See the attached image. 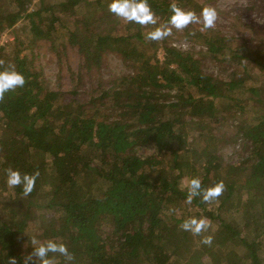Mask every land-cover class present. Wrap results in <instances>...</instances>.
<instances>
[{
    "label": "trees",
    "instance_id": "trees-1",
    "mask_svg": "<svg viewBox=\"0 0 264 264\" xmlns=\"http://www.w3.org/2000/svg\"><path fill=\"white\" fill-rule=\"evenodd\" d=\"M107 2L0 0V37L11 36L0 41V70L11 66L25 78L0 98V264L9 256L23 264L32 251V221L37 231L28 239L61 240L72 264H213L200 235L178 227L188 211L186 176L202 187L223 182L210 209L199 197L191 202L207 218L219 217L227 203L242 204L240 229L226 214L203 236L227 248L218 264H264V110L243 118L245 100L258 101L243 86L264 75V50L200 25L145 39L166 24L169 4L199 13V0H147L155 25L126 22ZM176 37L201 48L180 49L171 43ZM43 41L56 54L70 46L79 57L70 88L51 90L36 68L34 48ZM110 54L131 72L105 84L100 74ZM205 58L216 73L204 70ZM84 79L89 86L80 85ZM227 116L238 123L234 137L243 148L233 163L218 154L220 138L212 133ZM189 121L196 126L192 139ZM8 167L39 171L28 196L6 185Z\"/></svg>",
    "mask_w": 264,
    "mask_h": 264
},
{
    "label": "rangeland",
    "instance_id": "rangeland-1",
    "mask_svg": "<svg viewBox=\"0 0 264 264\" xmlns=\"http://www.w3.org/2000/svg\"><path fill=\"white\" fill-rule=\"evenodd\" d=\"M56 0H46V4L50 5L53 4ZM200 2H203L205 7H213L217 11V20L215 22L214 27L218 28L223 34L225 35H232L235 36V38L238 39V41L242 39L245 43L249 45V49H261L264 50V0H199ZM256 5V6H254ZM10 34L2 33L0 37L1 42H5L7 39H10ZM171 43L173 45L177 46L180 49H194L198 50L200 45L195 44L193 42H189L186 39L182 37H176L171 40ZM184 45H187V47H184ZM35 53V64L36 68L41 72L43 79L45 80V83L47 86L53 90V89H61L65 90L66 88H70L72 86V78H71V71H76V68L79 64V57L75 53V51L70 48V46H67L64 53H58L56 54L54 51L50 50L48 47V42L43 41L40 42V45L37 48H34ZM156 55L158 58L162 59L163 52L160 49L156 52ZM203 68L205 71H209L211 73H216V66L215 63L209 58H205L203 60ZM106 65L102 69L101 76L103 79H101L105 84H107V81H113L116 75L118 74H124V73H130V68L125 67V65L116 57L115 55H109L106 60ZM255 73H260L257 68L253 70ZM226 74V73H225ZM260 76V75H259ZM111 77V78H110ZM227 78L225 75L222 74L221 76ZM254 79V78H252ZM84 79L80 83L82 86L88 85L89 83ZM107 82V83H106ZM255 85V88L251 90L249 86ZM245 95H251L253 97H257L258 101H255L251 98H247L245 100V103L247 104L246 108H250L247 110L243 118L248 117L250 114H252V111L254 110L255 113L259 112L261 110H264V75H261L256 79V81H249L248 84H245L243 86ZM88 89V88H87ZM256 102V103H255ZM254 105V106H252ZM252 106V107H251ZM239 115V114H238ZM230 116H227L225 120V123L220 128H215L212 133L214 135H217V138H220V141L217 143V152L218 154L222 156L223 160L229 163H233L236 160L238 161L240 158L242 151V145L238 140H236V133L234 137V131H236L238 127V123H236V120L233 118H229ZM231 123V125L229 124ZM218 127V126H216ZM209 129V127H206ZM186 131L188 133V138L192 139L196 135V126L194 122H187L186 123ZM228 137H231L230 141H227L226 139ZM141 151V150H140ZM142 152V151H141ZM192 160L195 162L196 166L198 164V155L194 154L192 156ZM189 177L186 176L182 178V184L188 185ZM241 187L238 186V188L235 190V192L238 193V199L241 200V202L244 201L245 195H239L241 191ZM237 202L235 198V203ZM205 208L210 209L212 205H210L209 202H205ZM214 205V204H213ZM241 208L242 204L236 207V205L232 203L225 204L220 210H219V217L215 218H207V216L201 212L200 210L196 209L194 205L191 203L187 205L188 211L182 216V219L188 218L190 216H195L197 218L204 217L209 221V226L207 230L202 232L200 234V237L202 238L209 230H212L213 227L219 224V221L221 219H224L226 217V214H231L233 217H237L238 221L237 223L234 222L233 224L235 228H239L242 226L243 222L245 221V216L241 214ZM180 210H182V207H180ZM177 217L180 216L179 213H176ZM240 219V221H239ZM182 223V222H181ZM180 223V224H181ZM179 224V225H180ZM178 225V227H179ZM37 231V223L36 222H30L28 227L26 228V242H30L29 234L35 233ZM29 233V234H28ZM204 249L206 250V257L210 259V261L213 264H218V260L226 254V249L224 246H218L214 245L213 242L205 246ZM239 252V250H238Z\"/></svg>",
    "mask_w": 264,
    "mask_h": 264
},
{
    "label": "clouds",
    "instance_id": "clouds-1",
    "mask_svg": "<svg viewBox=\"0 0 264 264\" xmlns=\"http://www.w3.org/2000/svg\"><path fill=\"white\" fill-rule=\"evenodd\" d=\"M107 8L110 13L126 22L138 25H155L157 23L154 12L147 0H108ZM217 20V11L213 7H203L199 13L187 10L176 3L169 4V16L164 26H157L145 34L149 41H160L172 34V30H183L189 25H200L201 30L214 27ZM187 47V45H184ZM25 78L14 67L0 70V98L12 90L23 87ZM39 171L21 172L19 169L8 167L4 169V181L10 187L19 186L24 196H28L34 189ZM224 189L219 181L212 186L202 187L201 180L193 177L188 182L186 202L191 203L194 197L202 202L213 201L218 198ZM209 221L204 217L190 216L185 218L179 227L194 236H199L207 230ZM32 251L23 259V264H53V261L63 258V264H72L73 253L68 246L59 239L46 238L38 241L31 237ZM201 243L210 245L211 236L202 237ZM7 264H17L16 258L9 256Z\"/></svg>",
    "mask_w": 264,
    "mask_h": 264
}]
</instances>
